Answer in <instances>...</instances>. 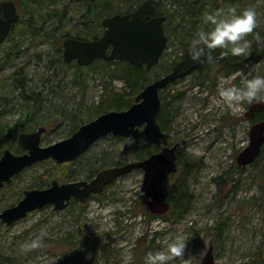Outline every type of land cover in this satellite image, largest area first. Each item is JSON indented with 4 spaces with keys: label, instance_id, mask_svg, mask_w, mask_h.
Wrapping results in <instances>:
<instances>
[{
    "label": "rangeland",
    "instance_id": "374dc122",
    "mask_svg": "<svg viewBox=\"0 0 264 264\" xmlns=\"http://www.w3.org/2000/svg\"><path fill=\"white\" fill-rule=\"evenodd\" d=\"M17 1L21 21L0 45V124L15 129L17 140L21 133L45 127L41 145L49 146L72 136L75 125L95 119L93 111L106 89L126 90L127 85L120 75L111 77L112 68L104 63L79 69L76 62L65 61L63 34L70 31L74 36L88 22L84 4L76 0H30L27 5ZM154 1L165 6L169 46L161 65L150 71L147 85L166 75L164 67L183 56L180 32L192 34L175 0ZM240 4L241 12L255 9L258 23L253 32L264 38V0H241ZM48 10L61 11L56 18L64 27L59 31H54L56 19ZM44 30L50 31L51 39L40 35ZM103 31L102 26L101 35ZM215 74L213 71L212 81L198 85L203 74L195 71L163 94L168 97L166 133L170 145L179 144L180 165L179 172L166 180V190L174 193L184 181L183 168L192 170L184 186L190 196L185 218L172 221L170 213L164 215L167 217L153 214L142 192L144 173L135 170L85 204L75 200L61 210L47 206L10 226L0 221V264H145L149 251L164 247L177 234L188 240V247L183 258L169 264H183L184 259L202 264L211 246L216 264H264V148L256 160L258 165L243 168L237 163L238 155L249 146L254 121L245 114L254 102H242L238 109L230 107L219 96V89L235 85V77ZM252 75H264V62ZM172 94L176 97L170 99ZM143 141L145 145L154 139ZM142 145L133 138H103L71 166L75 171L72 178L55 180L90 181L100 170L139 160ZM52 161L24 169L0 188V212L17 205L26 191L42 189L44 175L63 178L67 169L63 171ZM79 212L82 217L76 220ZM41 230L48 233L42 246L26 250V243Z\"/></svg>",
    "mask_w": 264,
    "mask_h": 264
},
{
    "label": "water",
    "instance_id": "95a60500",
    "mask_svg": "<svg viewBox=\"0 0 264 264\" xmlns=\"http://www.w3.org/2000/svg\"><path fill=\"white\" fill-rule=\"evenodd\" d=\"M158 11L154 0L144 1L130 14H116L102 21L103 35L95 40L66 38L63 41L64 59L87 67L97 60L127 61L135 68L154 69L161 61L169 45L164 24L165 16L152 17ZM20 20L17 5L12 1L0 3V45L9 36L12 27ZM188 50V49H187ZM173 65L162 77L149 83L135 98V103L124 111H109L82 125L72 136L58 143L42 146L45 127L35 132L22 133L18 143L24 153L17 154L5 149L0 157V188L13 182L15 176L24 169L45 160L57 164L74 162L87 153L99 140L108 136L143 139L148 135L162 142V150L150 157L101 170L92 180H78L60 183L53 180L47 188L25 192L19 203L0 212V221L12 225L30 213L52 206L55 210L65 209L72 199L85 204L92 195L101 194L115 181L142 170L144 179L142 192L146 195L149 210L157 215H166L171 208L169 192L165 188L167 178L178 172L177 151L179 144L170 145L169 137L162 130L159 115L162 110L160 92L174 82L200 70L209 61L195 62L187 55ZM219 49L216 50L218 53ZM224 51V50H223ZM264 59V51H258L256 40L250 45L249 55L241 61L232 62L228 55L212 62L223 64V76L235 77L240 83L237 70L243 69L251 75ZM264 111V103L254 102L246 119L253 120L257 113ZM264 147V120L255 123L250 130L249 146L237 157L239 166L245 168L253 164ZM202 264H216L214 246H211Z\"/></svg>",
    "mask_w": 264,
    "mask_h": 264
},
{
    "label": "trees",
    "instance_id": "16d2710c",
    "mask_svg": "<svg viewBox=\"0 0 264 264\" xmlns=\"http://www.w3.org/2000/svg\"><path fill=\"white\" fill-rule=\"evenodd\" d=\"M2 1H12L16 5H18L19 1L15 0H2ZM37 2V0H34ZM114 1V2H113ZM76 0L77 3H82L84 4L83 7L85 9V18H88V22H85L84 26H82L81 29L75 30L76 33L74 36L70 35L69 32H65L63 34L64 38H75L78 40H95L98 39L101 36L100 28H102V18L104 16L111 17L113 16L112 14H129L134 12L141 4V0ZM23 2L27 5L29 4L30 0H23ZM179 4V9L181 10L182 18L187 21V23L191 26L192 29V34L189 32H180L178 36V40L182 46L183 52L188 49L190 45V41L193 38L195 32L201 27L198 26L200 23H202V26L205 28H209L210 25L204 24V14L208 12H214L216 10H223V12L228 13L231 9H235L237 13L239 11L241 12V0H175ZM155 5L158 9V14L160 16H165L167 18L164 28L165 31L167 30V23H168V17L167 14L165 13V6L161 2H155ZM102 7V8H101ZM101 8V9H100ZM99 10V12H98ZM49 15H54V18L56 21L52 24L54 27V31H59V28H63L64 24H58V21H61L57 19L56 17L59 16L60 12L59 10H48ZM103 15H99V14ZM31 14V12H30ZM111 15V16H110ZM107 18V17H106ZM105 19V18H104ZM21 21V18L19 22ZM18 22V23H19ZM17 23V24H18ZM57 25V26H56ZM189 26V28H190ZM188 28V29H189ZM104 32V31H103ZM102 32V33H103ZM49 32H40V35L44 39H51L49 36ZM10 36V35H9ZM47 37V38H46ZM249 41H254L257 39L256 33H249L246 37ZM61 49V47H60ZM224 52H227L229 59L232 62H238L243 60L244 58L247 57V55H241V56H234L231 54L229 49H224ZM10 55V54H8ZM164 56V55H163ZM183 59V56L180 58V60ZM179 60V61H180ZM96 63H104L106 64L107 67L112 68V72L110 73L111 77H115V75H120L124 81L126 82L127 88L126 90L123 89H106L102 98L101 102L96 106L95 110L93 111V118H97L98 116L109 112V111H124L129 109L134 103H135V98L136 96L147 86V81L150 79V71L146 69V67L142 68H135L133 67L129 62L127 61H105V60H97L93 64ZM177 63V62H176ZM174 63V64H176ZM92 64V65H93ZM173 64V65H174ZM161 63H159L156 67H159ZM173 65L169 66V68L164 67V72H169ZM79 69L81 66H79ZM155 67V68H156ZM86 68V67H84ZM223 69L224 66L223 64L220 63H215V62H209L204 65V67L200 70H197L198 72L203 74V77L199 79L196 83H199L198 85H204L206 84L207 81H212V73L213 71L216 72L215 76H220L223 74ZM153 70V69H152ZM19 82V85L21 88L25 87V84L21 82V80H17ZM235 85H239V82L235 81ZM164 90L160 92L161 100H162V110L159 115V123L162 127V130L166 132L168 130V119L166 120V111H167V106H166V99L168 98L167 96H163ZM173 99L176 96L172 94L171 96ZM27 100L33 101L34 103L37 102L33 96H27ZM255 102V101H254ZM264 117H261L260 114H257L256 118L253 120L254 123L259 122L263 120ZM94 120V119H93ZM82 123V122H81ZM80 124L75 125L73 133L75 130L79 129ZM22 134V133H21ZM17 135L18 133L15 132V129L7 127V126H2L0 124V157L3 154V150L5 149H11L14 150L15 153H21L22 149L21 147L17 144ZM144 139H154L152 143L142 145L144 142ZM139 139L138 142L140 143V152H139V160L146 159L150 157L151 155L158 153L162 150V145H161V140L158 138H153L152 135H148L145 138ZM157 141V142H156ZM264 148V147H263ZM263 150V149H262ZM178 158V156H177ZM54 162V161H52ZM76 162V161H75ZM75 162H68L57 165V167H61V169L64 171L67 169L66 174H64L61 177L46 174L43 177H41V184L40 186L42 188H47L51 185L52 181L57 179H61L62 181L67 180L68 178H72L73 175H75V171H72V165ZM55 163V162H54ZM179 163V162H178ZM255 165H258V162L255 161ZM124 165V164H123ZM180 168V165H179ZM192 171V170H191ZM190 168L185 167L181 171L182 173V178H184L183 182H180L178 185V189L175 190L174 193H169V201L171 202V209L169 213L171 214L170 219L172 218L174 220H181L186 217V213L188 211L189 207V202H190V196L187 193V189H185V184H186V178L191 174ZM179 172V171H178ZM64 173V172H63ZM174 175V174H173ZM68 177V178H67ZM43 178V179H42ZM59 181V180H58ZM101 194L93 195V196H100ZM148 211V210H147ZM168 213V214H169ZM177 216V217H176ZM77 219L80 220L82 217V214H77L76 215ZM163 217H167L164 216ZM173 221V220H172ZM154 242V240L152 241ZM96 244V242H93ZM87 253H90L92 255L91 251H88ZM142 264V263H141Z\"/></svg>",
    "mask_w": 264,
    "mask_h": 264
},
{
    "label": "clouds",
    "instance_id": "9594fccd",
    "mask_svg": "<svg viewBox=\"0 0 264 264\" xmlns=\"http://www.w3.org/2000/svg\"><path fill=\"white\" fill-rule=\"evenodd\" d=\"M257 13L253 8H246L237 13L233 8L228 13L216 10L204 14V24L194 34L187 50L188 57L195 62H212L218 57L227 55L224 49H229L234 56L248 55L252 41L246 39L257 27ZM256 47L264 51V38L256 34ZM219 49L218 53L216 50ZM240 78L239 85L220 87L219 96L233 109H238L242 102L264 103V75H251L243 69L237 70ZM48 233L41 230L33 239L26 243V250L39 248ZM188 247V240L183 235L171 236L165 241V246L149 251L144 260L145 264H169L173 259L183 258ZM183 264H191L190 259H184Z\"/></svg>",
    "mask_w": 264,
    "mask_h": 264
},
{
    "label": "flooded vegetation",
    "instance_id": "af4514ba",
    "mask_svg": "<svg viewBox=\"0 0 264 264\" xmlns=\"http://www.w3.org/2000/svg\"><path fill=\"white\" fill-rule=\"evenodd\" d=\"M18 7V6H17ZM18 11H19V13H20V10H19V7H18ZM21 15V14H20ZM157 16H160L159 14H158V11H157V13L156 14H154V15H152V17H157ZM19 22V21H18ZM17 24H15L13 27H12V30H11V32L13 31V29H14V27L16 26ZM11 32H10V34H11ZM9 34V35H10ZM9 37V36H8ZM216 63H218V62H216ZM261 65V64H260ZM259 65V66H260ZM260 115H261V117H264V111L262 112V113H259ZM264 120V119H263ZM263 120H261V121H263ZM69 182V181H68ZM73 201H75V199H72L71 200V202H73ZM70 202V203H71Z\"/></svg>",
    "mask_w": 264,
    "mask_h": 264
},
{
    "label": "bare ground",
    "instance_id": "6f19581e",
    "mask_svg": "<svg viewBox=\"0 0 264 264\" xmlns=\"http://www.w3.org/2000/svg\"><path fill=\"white\" fill-rule=\"evenodd\" d=\"M157 142V141H156ZM261 166H263L262 164H261ZM101 171V170H100ZM171 201V200H170ZM163 217V216H162ZM171 217V216H170ZM177 217V216H176ZM81 227V226H80ZM120 228V227H119ZM122 228H123V226H122ZM83 232V231H82ZM85 232V231H84ZM112 233H114V232H112ZM82 234V233H81ZM88 235V234H87ZM102 237V236H101ZM103 238V237H102ZM108 255V254H107Z\"/></svg>",
    "mask_w": 264,
    "mask_h": 264
}]
</instances>
